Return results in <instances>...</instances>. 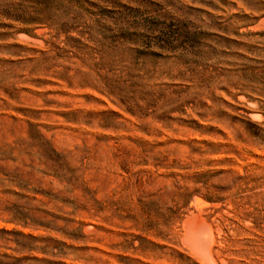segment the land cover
I'll use <instances>...</instances> for the list:
<instances>
[{
  "label": "rangeland",
  "instance_id": "1",
  "mask_svg": "<svg viewBox=\"0 0 264 264\" xmlns=\"http://www.w3.org/2000/svg\"><path fill=\"white\" fill-rule=\"evenodd\" d=\"M0 264H264V0H0Z\"/></svg>",
  "mask_w": 264,
  "mask_h": 264
},
{
  "label": "bare ground",
  "instance_id": "2",
  "mask_svg": "<svg viewBox=\"0 0 264 264\" xmlns=\"http://www.w3.org/2000/svg\"><path fill=\"white\" fill-rule=\"evenodd\" d=\"M196 199V198H195ZM195 201V200H194ZM197 204V203H196ZM203 204H204V202H203ZM200 205V204H199ZM199 207V206H198ZM202 207V206H201ZM202 209V208H201ZM200 225L197 227V230H199V231H203V230H205V227L204 226H202L201 227V223H199ZM190 226V225H189ZM194 226V225H193ZM191 229V228H190ZM208 234V233H207ZM191 236V235H190ZM199 238V237H198ZM202 239L203 238H201V240H200V238L198 239V240H195L194 239V242L197 244V245H199V246H203V248H204V246L205 245H207V241L206 240H203L202 241ZM191 241V240H190ZM206 242V243H205ZM193 243V242H192ZM194 243V244H195ZM191 247V246H190ZM197 248H199L198 246H196ZM206 249V248H205ZM207 251V250H206ZM210 251V250H209ZM208 251V252H209ZM201 252H202V250H201ZM204 253H205V250H204ZM204 253H202V255L204 254ZM205 255V254H204ZM209 256H210V252H209V254H208ZM209 258V257H208ZM211 258V257H210ZM205 259H206V257H205ZM209 260V259H208ZM212 260V259H211Z\"/></svg>",
  "mask_w": 264,
  "mask_h": 264
}]
</instances>
